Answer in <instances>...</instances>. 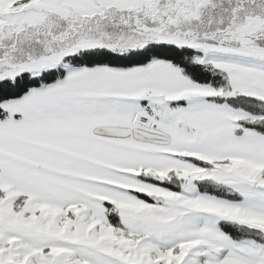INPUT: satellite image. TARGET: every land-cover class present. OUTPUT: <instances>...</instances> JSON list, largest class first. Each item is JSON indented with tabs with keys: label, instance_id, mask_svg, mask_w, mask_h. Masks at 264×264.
I'll use <instances>...</instances> for the list:
<instances>
[{
	"label": "snow or ice",
	"instance_id": "6c2138e0",
	"mask_svg": "<svg viewBox=\"0 0 264 264\" xmlns=\"http://www.w3.org/2000/svg\"><path fill=\"white\" fill-rule=\"evenodd\" d=\"M0 264H264V0H0Z\"/></svg>",
	"mask_w": 264,
	"mask_h": 264
}]
</instances>
